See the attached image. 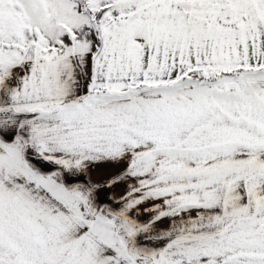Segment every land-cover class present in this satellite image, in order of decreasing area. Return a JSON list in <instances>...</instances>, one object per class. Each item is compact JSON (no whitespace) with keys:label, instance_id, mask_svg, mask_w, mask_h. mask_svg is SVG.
Returning <instances> with one entry per match:
<instances>
[{"label":"snow or ice","instance_id":"snow-or-ice-1","mask_svg":"<svg viewBox=\"0 0 264 264\" xmlns=\"http://www.w3.org/2000/svg\"><path fill=\"white\" fill-rule=\"evenodd\" d=\"M0 264H264V0H0Z\"/></svg>","mask_w":264,"mask_h":264},{"label":"crops","instance_id":"crops-1","mask_svg":"<svg viewBox=\"0 0 264 264\" xmlns=\"http://www.w3.org/2000/svg\"><path fill=\"white\" fill-rule=\"evenodd\" d=\"M117 191H120V189H117Z\"/></svg>","mask_w":264,"mask_h":264}]
</instances>
